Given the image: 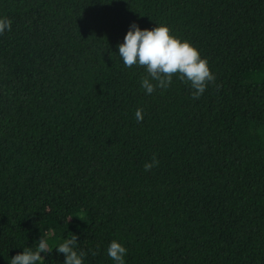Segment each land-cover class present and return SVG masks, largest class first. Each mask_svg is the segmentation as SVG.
<instances>
[{
    "label": "trees",
    "instance_id": "trees-1",
    "mask_svg": "<svg viewBox=\"0 0 264 264\" xmlns=\"http://www.w3.org/2000/svg\"><path fill=\"white\" fill-rule=\"evenodd\" d=\"M0 264H264V0H0Z\"/></svg>",
    "mask_w": 264,
    "mask_h": 264
}]
</instances>
